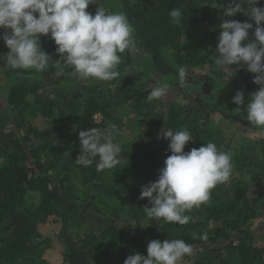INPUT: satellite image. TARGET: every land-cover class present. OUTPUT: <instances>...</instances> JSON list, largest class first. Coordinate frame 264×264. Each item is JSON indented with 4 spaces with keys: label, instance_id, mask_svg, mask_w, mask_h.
I'll return each instance as SVG.
<instances>
[{
    "label": "trees",
    "instance_id": "16d2710c",
    "mask_svg": "<svg viewBox=\"0 0 264 264\" xmlns=\"http://www.w3.org/2000/svg\"><path fill=\"white\" fill-rule=\"evenodd\" d=\"M96 3L89 12L99 5L108 13L123 12L136 29V49L122 54L120 76L105 86L78 79L71 67L57 75L60 56L50 36L41 37V46L53 60L40 73L7 67L2 55L9 49L0 40V264H124L134 252L147 255L154 239L193 246L178 264H264V131L232 103L238 90L247 103L259 86L246 66L228 79L231 70H217L214 63L219 24L231 0ZM177 7L184 12L179 25L169 17ZM226 19L254 23L243 13ZM134 53L140 54L138 63L146 60L140 71ZM180 67L204 71L227 97L228 110L255 130V140L240 138L243 143L233 146L197 104L148 102L154 74L187 87L179 80ZM110 124L120 129L114 138L122 148L120 165L102 173L96 171L98 157L91 166L78 165L79 131ZM165 128L191 133L186 152L211 141L233 157L229 181L212 190L208 203L186 212L192 220L183 226L146 218L143 209L151 204L140 198L142 186L158 179L172 154ZM203 233L206 240L198 238ZM56 252L51 261L49 253Z\"/></svg>",
    "mask_w": 264,
    "mask_h": 264
},
{
    "label": "clouds",
    "instance_id": "9594fccd",
    "mask_svg": "<svg viewBox=\"0 0 264 264\" xmlns=\"http://www.w3.org/2000/svg\"><path fill=\"white\" fill-rule=\"evenodd\" d=\"M261 0H231L223 11L221 29L215 48L217 70L230 69L227 78L234 77L241 68L253 75L258 89L245 101V93L237 91L232 103L243 106L247 121L264 131V7ZM96 0H0V40L9 49L6 66L13 70L44 72L52 56L41 46V37L54 41L57 75L71 67L81 80L113 82L119 76L118 66L122 54L136 49V29L123 12L108 13L99 5L95 14L88 11ZM247 5V7H245ZM243 13L252 22L229 20ZM182 8L169 12L173 24L183 18ZM254 28L255 39L250 40ZM234 65L238 67H233ZM179 80L185 79L183 67L178 69ZM167 85L154 86L147 101L161 99ZM240 111V108H237ZM120 129L110 124L106 129L97 127L79 131L81 154L76 163L84 167L96 162L97 173L114 169L121 163V145L115 142ZM163 138L170 141L171 155L164 161L156 181L142 186L140 198H147L151 207H144L146 218L163 219L165 223L188 224L192 217L186 215L193 208L208 203L212 190L229 181L232 175V154L218 149L214 142L185 151L193 142L186 130H163ZM193 238H197L194 234ZM206 240L207 233L198 237ZM193 246L182 239H154L147 244V255L134 252L124 264H178L185 256L193 254Z\"/></svg>",
    "mask_w": 264,
    "mask_h": 264
},
{
    "label": "rangeland",
    "instance_id": "374dc122",
    "mask_svg": "<svg viewBox=\"0 0 264 264\" xmlns=\"http://www.w3.org/2000/svg\"><path fill=\"white\" fill-rule=\"evenodd\" d=\"M134 54L136 55V57H134L136 61L135 68L140 71L141 68H143L146 60H143L142 64L138 63L137 60L140 58V54ZM142 56V58L146 57L145 55ZM184 70V82H186L187 87L183 86L180 81H177L173 84H171V82H167V76H164L162 74H154L153 77H151L149 83L152 87L157 85H167L166 94L162 97L165 105H169L168 102H178L182 105L197 104L199 106H202L212 114L216 126L221 129L224 134L227 135L229 141L232 140V143H235L233 146H235L239 142L243 143V140L241 141L240 138H243L248 142H253V140H255L257 136L255 130L247 126L241 119H238L232 112L228 110L227 106L229 105V102L227 97H225L224 94L219 93L217 89H214L215 86H212L213 83L211 84V78L201 70ZM0 82L2 83L3 80H1ZM97 82L104 86L111 83L101 82L99 80ZM187 83H189L190 85L188 86ZM1 97L2 92L0 90V98ZM1 100L2 99H0V101ZM130 116L133 117V115ZM134 131L136 132L135 129ZM130 135L131 130H127L128 141L132 140L131 138H133V135ZM58 252L49 253V259L51 261H54V255H58Z\"/></svg>",
    "mask_w": 264,
    "mask_h": 264
}]
</instances>
